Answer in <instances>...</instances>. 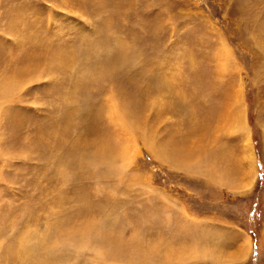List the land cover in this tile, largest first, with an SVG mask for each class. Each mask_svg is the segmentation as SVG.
Instances as JSON below:
<instances>
[{"label": "rangeland", "instance_id": "1", "mask_svg": "<svg viewBox=\"0 0 264 264\" xmlns=\"http://www.w3.org/2000/svg\"><path fill=\"white\" fill-rule=\"evenodd\" d=\"M0 264H264V0H0Z\"/></svg>", "mask_w": 264, "mask_h": 264}, {"label": "bare ground", "instance_id": "2", "mask_svg": "<svg viewBox=\"0 0 264 264\" xmlns=\"http://www.w3.org/2000/svg\"><path fill=\"white\" fill-rule=\"evenodd\" d=\"M240 118H241V116L239 115V118L237 120H240ZM246 140H247L246 141V144H245V150H246V152H244V153H246V158L245 159H246V161L248 162V164H249V166L251 168L253 166V170H254L255 169V161H254L255 159H254V154H253L252 147H251V144H250L249 136H246ZM247 169H249V168H247ZM246 239H247L246 240V243H247V245H246L247 250L246 251H249V249H250V243H251L250 236L247 235V238Z\"/></svg>", "mask_w": 264, "mask_h": 264}, {"label": "crops", "instance_id": "3", "mask_svg": "<svg viewBox=\"0 0 264 264\" xmlns=\"http://www.w3.org/2000/svg\"><path fill=\"white\" fill-rule=\"evenodd\" d=\"M247 240V239H246ZM250 245H251V243H250ZM250 250V249H249ZM247 253H249V251H246Z\"/></svg>", "mask_w": 264, "mask_h": 264}]
</instances>
